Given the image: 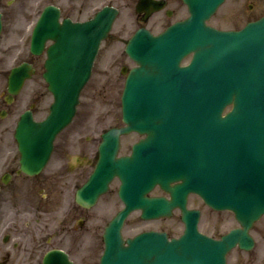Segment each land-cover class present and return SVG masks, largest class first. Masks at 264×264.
<instances>
[{
    "label": "water",
    "instance_id": "1",
    "mask_svg": "<svg viewBox=\"0 0 264 264\" xmlns=\"http://www.w3.org/2000/svg\"><path fill=\"white\" fill-rule=\"evenodd\" d=\"M221 1L186 0L191 12L189 22L155 40L146 36L138 39L137 35L128 45L131 57L144 63L139 69L132 70L124 93L123 119L126 126L113 128L103 135L98 167L90 184L77 197L79 203L92 205L106 192L115 176H120L123 181L121 197L126 202V208L107 229L105 239L108 251L103 264H125L130 255L138 250L143 255L138 264H225L227 252L238 242L246 249L252 246L248 229L264 213V17L241 32H218L206 27L205 19ZM104 16L107 14L98 16L91 27L94 30L90 28L93 33L86 25L77 24L68 26L61 38L54 34L47 36L58 39L51 49L46 73L56 102L50 117L42 124L33 122L31 115L23 117L16 135L23 154L22 168L30 174L37 173L44 166L56 134L75 114L100 42L110 29L111 14L109 19ZM39 34L40 31L35 36ZM149 46L152 51L148 50ZM193 50L196 51L193 63L181 68V59ZM142 51L148 56L152 54L146 61L156 62V71L165 75L164 79L154 76L143 78L154 70L145 63L140 55ZM30 73L31 67L25 64L14 68L9 92L17 94ZM188 80L196 81L194 89H198L200 80L205 81V97L201 102L181 96L186 88H190L186 86ZM156 96L161 99L159 109L167 119L164 124H154L157 118L149 117L151 109L142 104ZM232 102L234 109L229 116H217ZM193 110L214 114L207 120L216 122L204 124L216 128L210 141L228 144L216 148L212 157V153L206 155L204 163L184 164L182 151L174 153L171 147L178 143L174 133L169 134V147L150 149L136 145L132 156L117 157L122 134L138 130L151 134L150 130L156 129L159 132L166 122L173 129L178 127L179 133L183 134L187 125L184 115ZM172 117L175 121L169 122ZM233 128L236 130L232 131ZM37 159L38 164L32 166L31 162ZM183 172L184 175L191 173L197 176L195 183H188L189 191L200 193L215 208L234 209L245 229L233 231L222 241H216L198 232V212L186 208L185 194L172 202L146 196L156 183L167 187L169 181L165 179H174ZM202 174L208 178L207 186L203 183L198 185ZM229 175L234 181L225 188L216 189L211 185L214 179ZM175 205H180L187 222L186 233L181 239L169 241L165 233L151 232L139 236L135 240L138 243L134 242L130 249L122 248L121 228L133 209H143V218H156L170 216Z\"/></svg>",
    "mask_w": 264,
    "mask_h": 264
},
{
    "label": "flooded vegetation",
    "instance_id": "2",
    "mask_svg": "<svg viewBox=\"0 0 264 264\" xmlns=\"http://www.w3.org/2000/svg\"><path fill=\"white\" fill-rule=\"evenodd\" d=\"M38 1L0 0V40H9L13 34L20 35L27 63L34 68L28 81L35 88L26 102L17 96L0 97V264H44L47 255L53 251H62L69 264H96L98 251L95 246L93 208L77 204L74 192L93 172L98 153L91 154L92 158L89 159L75 160L71 170L75 175L68 169L70 163H64L58 167L48 165L41 173L30 176L20 172L17 144L5 142L4 135L14 131L23 112L29 110L39 120L49 109L46 99L49 94L48 83L44 71L47 51L53 42L46 41L43 50L34 54V29L48 5H55L60 10V25L65 19L75 23L91 20L103 8L113 7L118 10L113 29L125 43L141 29H148L155 35L161 33L185 18L187 7L184 0H158L163 1L165 7L157 11H152L151 0ZM172 7L177 9V13ZM180 11H184L185 16L181 12L176 18ZM116 36L111 35L107 42ZM21 46L20 43H11L6 48L11 49V52H3L11 55L13 50H19ZM122 59L126 63L130 58L125 52ZM120 61L115 59V66L122 64ZM13 67L9 68L5 59L0 58V78L7 80V83L9 71ZM123 70L129 69L123 65ZM260 231L264 234V226Z\"/></svg>",
    "mask_w": 264,
    "mask_h": 264
},
{
    "label": "rangeland",
    "instance_id": "3",
    "mask_svg": "<svg viewBox=\"0 0 264 264\" xmlns=\"http://www.w3.org/2000/svg\"><path fill=\"white\" fill-rule=\"evenodd\" d=\"M36 0H34L35 2ZM39 0L38 2H40ZM177 13V9L172 7ZM184 11H180L179 14ZM21 14V13H20ZM264 14V0H228L213 16L210 24L222 28L231 29L242 27L254 17ZM115 33V32H114ZM122 40V39H121ZM20 41V42H19ZM11 43H23L20 35L13 34L12 38H3L0 41V58H4L11 68L15 63H19L25 59V53H22L23 45L20 50L6 49ZM115 43V44H114ZM116 48V52L124 49L123 42H107L100 52V56L96 62L93 76L81 95L80 105L73 122L67 127L55 141L54 162L52 167L64 164L67 160L72 163L76 158L87 154L86 158H92L91 154L96 153L98 144L101 142L102 134L113 126L122 125L121 113V95L124 85V76L121 73V65L113 67V56L111 46ZM9 51L5 54L3 51ZM129 66L131 62H127ZM1 73V72H0ZM7 82L0 80V96L6 91ZM33 83L27 84L20 94L23 102L30 99L34 92ZM47 104L52 102V96H47ZM9 143H15L13 135H6ZM137 134L125 136L122 140L121 153H129L131 145L138 141ZM116 183L113 190L103 197L99 204L93 209L94 225L98 244L103 247L102 236L105 223L109 221L113 215L122 207V202L118 197ZM158 194V192H155ZM190 207H197L203 211L200 229L214 236L221 235L224 231L231 228L236 222L231 220V216L225 212L216 213L211 211L198 197L194 196L190 199ZM165 230L171 236H179L184 230V224L181 220L179 212L171 218H162L157 220H144L141 218L140 212L131 215L126 223L125 236H133L145 230ZM257 239L256 247L247 252L235 249L229 255V264H262V260L258 259V254H262L264 250V241L262 237L255 233ZM102 249L99 248L98 253Z\"/></svg>",
    "mask_w": 264,
    "mask_h": 264
}]
</instances>
